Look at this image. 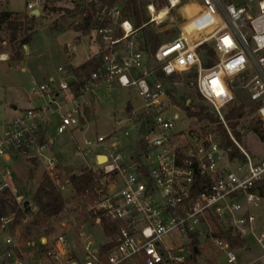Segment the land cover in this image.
I'll return each mask as SVG.
<instances>
[{
	"label": "built area",
	"instance_id": "2783aa9c",
	"mask_svg": "<svg viewBox=\"0 0 264 264\" xmlns=\"http://www.w3.org/2000/svg\"><path fill=\"white\" fill-rule=\"evenodd\" d=\"M9 1L0 0V7ZM51 1L24 0L26 12L39 17ZM70 1L98 4V0ZM185 1L188 0H167L165 7L170 12ZM199 1L202 5L197 13L184 16L180 34L161 43L151 58L142 48L139 29L129 18L125 2L117 0L110 7H102L98 13L100 24L89 35L90 41L98 45L95 54L100 65L79 94L71 86L76 76L60 66L62 77L57 86L50 89L41 85L33 91L34 96L47 97L48 106L25 109L0 124V193L10 191L18 207L25 208L24 199L16 196L24 195L18 190L17 161L23 160L28 169L35 170L41 164L59 189L66 186L60 176V163L51 154L53 139L45 134L50 113L59 116L57 133L61 134L84 126L86 109L92 102L80 99L94 94L98 88H129L140 96L143 102L140 109H133L126 119L116 121L118 129H123L124 123L135 129L133 142L143 140L145 150L140 160L137 155L123 151L116 132L86 141L84 152L88 156L94 154L95 165L89 168L98 183L93 190H87L96 197L91 211L101 225L102 217L121 225L105 243H97L89 230H80L81 249L70 264H189L192 250L187 254L184 245L192 234L213 238L216 250L224 253L229 263L237 264L236 250L228 241L213 235L215 223L244 239L253 237L264 259V223L260 211L264 195L259 187L264 182V156L254 158L239 143L226 118L227 109L236 104L238 97L246 95L247 102L255 106L264 142V0H259L256 8L254 0L238 4L231 0ZM152 7L158 11L154 4L147 5L150 23L157 22ZM36 10L39 15L33 14ZM1 11L4 10L0 8ZM84 13L86 18L88 13ZM195 22L198 30L194 33L188 28ZM66 48L73 55L71 44ZM176 75L188 78V85L208 103L225 127L232 145H223L216 124L202 122L204 127L198 130L190 124L178 128L181 118L178 111L189 119L191 116L169 93L177 89L169 80ZM141 115L145 120L144 133ZM124 134L131 136L128 130ZM100 145H105V151L94 153V148ZM237 149L239 154L235 153ZM103 156L106 161L100 162ZM81 173L79 170L74 174ZM13 225V215L0 218V264H27L19 255ZM173 232L179 236L176 248L164 244V239ZM107 243L111 247L103 260L99 249ZM41 244L47 248L49 242L44 238ZM71 249V241L61 234L47 252L50 258L60 260ZM195 249L199 251L200 244Z\"/></svg>",
	"mask_w": 264,
	"mask_h": 264
},
{
	"label": "rangeland",
	"instance_id": "374dc122",
	"mask_svg": "<svg viewBox=\"0 0 264 264\" xmlns=\"http://www.w3.org/2000/svg\"><path fill=\"white\" fill-rule=\"evenodd\" d=\"M231 1L238 4L247 0ZM254 1V7L256 8L259 0ZM149 2L158 3L161 6L160 9H163L167 0H149ZM201 5L199 0L185 1L183 5L171 10L164 20L154 22L150 27L155 30L161 43L172 40L180 34V25L184 23V16L197 13ZM84 7L90 9L91 6L87 3L78 4V2L70 0H53L46 7L44 13L39 17H35L32 21L33 16L26 12L24 0H10L8 3L1 4V10L13 11L15 12L13 17L23 21V25L17 32L19 38L23 37V34L27 31L26 28L30 24L33 25L35 33L29 44V49L25 48V45L20 48L22 55L27 52L24 59L14 62L11 57L14 52L13 48L16 49L18 43L10 41L11 32L5 25L0 30V53L7 54L6 61L0 59V124L18 116L11 115L8 108L4 110L6 105L10 106L11 100H14L17 96L22 107L44 108L48 106L49 99L42 96L33 97V91L41 85H47L52 89L62 77L58 71L60 66L67 69L72 67L70 64L78 66L98 51V45L89 39L92 31H76V27L81 26L85 21V11L82 10ZM91 13H93L92 10ZM55 22L62 27V31L55 32L51 30V26ZM197 27L198 25L195 22L188 29L195 33L198 30ZM83 33L88 34L84 35ZM143 33V30H139L137 33L141 44L144 42ZM77 35L80 37V41L75 40ZM67 44H71L70 52L73 53L71 56L66 48ZM147 54L151 58L154 53L147 51ZM22 68H25V70ZM51 77L56 80L55 83L50 80ZM169 80L177 86V89L175 87L172 92L176 94V98L180 103L190 101L194 105L196 102H201L211 111L208 103L188 85L187 77L176 75ZM237 91H239L238 88ZM88 99L92 104L88 107L87 121L84 122L82 128H71L59 134L57 133V127L60 118L56 113H50V122L45 129V134L53 139L51 154L58 159L61 167L60 176L62 182L66 184L64 190L58 188L65 201V208L58 217H53L50 220L49 225L41 227L38 232L34 231V234L29 237H27L26 228L31 225V216L22 218L15 224L13 232L19 245V255L27 264H70L78 255L77 252H80L81 244L78 233L82 229L89 230L94 235L97 243H105L110 239L104 232L103 226L97 223V215L91 211V206L95 204L96 197L90 194L93 200L86 202L84 197L68 182V179L76 171L90 167L89 165H95L94 154L88 156L84 151L87 149L86 141H96L98 136H107L116 132L117 143L123 148V151L137 155L135 142L132 140L135 129L127 123L123 124L125 126L123 129H118L116 121L126 119L133 109H140L143 102L136 90L122 87H116L112 90H107L104 87L98 88L94 94L85 95L81 98L80 102ZM247 99L246 95H242L238 97L236 104H234L244 105V114L240 118L237 127L241 137H237V139L254 158H262L264 156V142L260 133V123L256 119L255 106L247 102ZM2 101H5L4 106L1 105ZM129 107H131V110H129ZM52 108L55 107L52 106ZM229 109H227V112ZM111 112H114V117H111ZM178 113L181 116L177 122L178 128L189 126V124L191 128L197 130L204 127L203 123L199 122L197 118L189 116V119L185 113L179 111ZM255 126L258 127L259 131H256ZM125 130L130 132V137L125 136ZM234 134L236 135L235 131ZM109 144H111L110 141L107 145L109 146ZM104 147L105 145L97 146L93 151L94 153L95 151H105ZM79 152L82 153V156H79ZM100 162H102L101 158ZM25 165L23 160L15 163V169L18 173V190L24 194L16 196L24 199V201H31L29 206L32 207L33 212L37 213L38 208L33 201V196L46 173L41 164L32 174H30L31 168L28 169ZM14 199L16 201L15 196ZM16 204L17 209H20L17 201ZM261 209L262 223H264V206ZM12 215L16 218L14 214ZM61 234L69 238L72 249L67 256L60 260L50 258L47 251L54 245L55 238ZM178 237V234L173 232L164 239V244L176 248L180 244ZM44 238L49 242L47 248L41 244V240ZM192 240L193 237L189 236L188 244L184 245L187 254L192 250V246H189V242ZM197 240L201 246V252L196 260H189V264H233L228 262L224 253L216 250L213 238L198 236ZM245 241L246 245L237 249L236 254L239 258L237 264H264V259L261 257L262 249L256 240L248 236ZM247 244H250L248 245L250 249L248 251L242 250L247 247ZM77 259L80 260V258Z\"/></svg>",
	"mask_w": 264,
	"mask_h": 264
},
{
	"label": "trees",
	"instance_id": "16d2710c",
	"mask_svg": "<svg viewBox=\"0 0 264 264\" xmlns=\"http://www.w3.org/2000/svg\"><path fill=\"white\" fill-rule=\"evenodd\" d=\"M117 0H98V4H91L90 9L85 8L83 11L87 12L88 15L85 18L84 23L81 26L76 27V31L82 30L84 32L92 31L94 28L98 27L100 24L99 16H96L101 10L102 7H110ZM125 2V10L128 13L129 18H131L134 26L143 30L144 42H142V48L146 51H151L155 53L157 48L160 46L161 41L155 30L150 27V25L154 23H150V15L147 10V5L154 3L156 8L159 10L161 6L155 2H149V0H122ZM55 9V8H54ZM91 10L93 13H91ZM15 12L13 11H1L0 12V30L5 25L6 28L11 32L10 33V41L12 43H18V46L13 48V56L11 59L14 61H22L23 55L20 52V48L24 45H28L32 41L33 34L35 33V29L32 24L26 28V32L23 34L22 38L18 37V29L23 25V21L20 19H15ZM34 16L32 17V21L34 20ZM51 30L55 32L62 31V27L58 25V23H54L51 26ZM87 35L88 33H83ZM80 37H76V40H79ZM151 64L156 66L154 59H151ZM100 63L98 60V55H92L88 60L77 67H71L68 70L72 72L76 76V80L71 83V86L75 90L76 94H79L81 87L87 82L91 73L99 67ZM160 78L164 79V76L159 73ZM169 93L173 97L175 102L180 103L176 94L169 90ZM185 110L191 117L197 118L199 122H207L210 124H216V130L218 134L221 136L223 145L228 147L232 145V141L225 129V127L219 122V120L215 117V115L208 109L206 105H203L201 102H196V104L192 105L188 102L181 103ZM131 110V107H129ZM244 105H234L230 108L226 114V118L229 121V125L236 132V138H240V132L237 130L239 120L242 118L244 114ZM89 109L87 107L86 114L88 115ZM140 119L143 121V126L141 128V132L145 131V120L143 116H140ZM84 122V121H83ZM256 131L258 127L255 126ZM233 131V132H234ZM136 151H137V159L140 160L142 152L145 150V145L143 140H138L135 143ZM236 154H239L238 149L235 150ZM35 171L34 168H31L30 174ZM69 183L73 185L75 190L80 193L86 202H90L93 200L92 195H90L88 191L93 190L97 186L96 176L93 173L92 169L86 167L82 170L80 175L72 174L69 179ZM260 192L264 195V182L260 183ZM33 201L38 208L37 213L32 211L31 206H27L25 208L17 209V204L14 199V195L8 190L0 193V218L7 217L12 214L16 216L14 217V225L17 224L22 218L27 216L32 217L31 225L26 228L27 237L33 235L34 231L38 232V230L46 225H49L50 220L53 217H58L63 209L65 208V201L59 192L58 187L54 184L51 178L45 176L43 180L40 182L34 196ZM101 223L103 226L104 232L110 236L114 237L118 232V229L121 225L119 221L110 220L106 217L101 218ZM216 231L213 233L214 236L221 237L222 239L229 242L230 246L237 250L243 248L246 245L245 239L239 234L235 233L232 229L223 230L221 229L217 223H215ZM192 257L189 260H196V257L199 255L201 250L195 249V246L199 245L197 240L198 235L192 234ZM111 247V243L103 244L100 246L99 254L100 257L104 260L108 253V250ZM139 264H144L143 262Z\"/></svg>",
	"mask_w": 264,
	"mask_h": 264
},
{
	"label": "crops",
	"instance_id": "0c3cea01",
	"mask_svg": "<svg viewBox=\"0 0 264 264\" xmlns=\"http://www.w3.org/2000/svg\"><path fill=\"white\" fill-rule=\"evenodd\" d=\"M76 37H78V35L76 36ZM75 40H76V38H75ZM76 41H78V40H76ZM80 41V40H79ZM27 46V47H26ZM25 48H28L29 49V44L28 45H25L24 46ZM27 53V52H26ZM26 53H25V55H26ZM3 56V55H6L7 56V54H2V52L0 53V56ZM25 55H23V59H24V57H25ZM68 58H69V56H68ZM90 58V57H89ZM88 58V59H89ZM2 61H6V59H4V58H0ZM87 59V60H88ZM86 61V60H85ZM84 61V62H85ZM14 62H17V61H14ZM83 62V63H84ZM72 67H77V66H73L72 64H70ZM81 65V64H80ZM79 66V65H78ZM23 70H25V68H22ZM50 80L51 81H53L54 83H55V79L54 78H50ZM58 84H56L55 86H57ZM32 95H33V93H32ZM33 97H37V96H34L33 95ZM20 100H21V97H20ZM1 105L2 106H4L5 105V101H2L1 102ZM10 106H7L6 105V107H5V109L4 110H7V108H8V110H9V112L11 113V115H19L23 110H25V109H28L27 107H22V106H20V102H19V98H18V96L14 99V100H11V102H10V104H9ZM30 108H38V107H30ZM110 115H111V117H114L115 116V114H114V112H111L110 113ZM15 118V117H14ZM125 153H127V152H125ZM79 154V156H81V154H80V152L78 153ZM36 171V170H35ZM248 245H250V244H247V247H245L244 249H242V250H244V251H248L250 248H248V247H250V246H248ZM236 252H237V250H236ZM238 260H239V258H238ZM250 264V263H249Z\"/></svg>",
	"mask_w": 264,
	"mask_h": 264
},
{
	"label": "bare ground",
	"instance_id": "6f19581e",
	"mask_svg": "<svg viewBox=\"0 0 264 264\" xmlns=\"http://www.w3.org/2000/svg\"><path fill=\"white\" fill-rule=\"evenodd\" d=\"M151 9H152V11H154L155 20H157V21L164 20L167 17V15L169 14V10L167 7L160 9L158 11H156L154 7H152ZM3 58L7 59V56L3 55ZM101 160H102V162H105L106 157L105 156L101 157Z\"/></svg>",
	"mask_w": 264,
	"mask_h": 264
},
{
	"label": "water",
	"instance_id": "95a60500",
	"mask_svg": "<svg viewBox=\"0 0 264 264\" xmlns=\"http://www.w3.org/2000/svg\"><path fill=\"white\" fill-rule=\"evenodd\" d=\"M33 14L34 15H39V11L38 10H36V11H33ZM27 47V46H26ZM190 103V101H188V104ZM31 204V201H29V200H26L25 202H24V207H27V206H29ZM196 251H197V249H196Z\"/></svg>",
	"mask_w": 264,
	"mask_h": 264
}]
</instances>
